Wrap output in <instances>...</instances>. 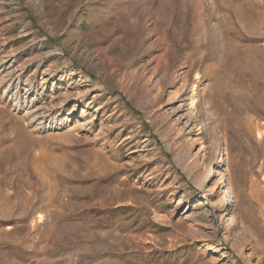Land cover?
Here are the masks:
<instances>
[{"label": "rangeland", "instance_id": "1", "mask_svg": "<svg viewBox=\"0 0 264 264\" xmlns=\"http://www.w3.org/2000/svg\"><path fill=\"white\" fill-rule=\"evenodd\" d=\"M0 264H264V0H0Z\"/></svg>", "mask_w": 264, "mask_h": 264}]
</instances>
